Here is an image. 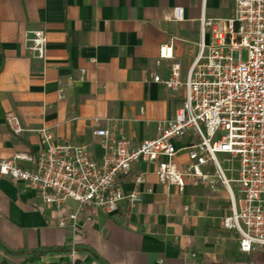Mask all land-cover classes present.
I'll list each match as a JSON object with an SVG mask.
<instances>
[{"label":"crops","instance_id":"0c3cea01","mask_svg":"<svg viewBox=\"0 0 264 264\" xmlns=\"http://www.w3.org/2000/svg\"><path fill=\"white\" fill-rule=\"evenodd\" d=\"M176 6L184 8V19L165 20ZM233 12L234 0H0V157L36 154L43 127L57 142L87 146L96 159L105 149L94 131L111 120L118 121L111 138L124 134L139 143L158 136L185 99L184 88L153 80L154 73L167 77L173 62H158L160 45L174 41V60L185 74L198 52L202 16ZM38 30L46 37L42 55L30 48ZM9 110L20 116L23 132L8 127ZM197 139L189 131L175 143L181 148ZM187 160L185 150L175 158L181 166ZM139 174L142 183L135 181ZM122 185L143 191L142 201L126 199L112 213L91 207V220L82 215L73 230L58 226L52 208L40 211L33 189L0 175V264H73V247L77 264H264V247L243 252L237 232L218 227L226 208L215 193L223 185L209 195L203 182L180 191L159 182L147 162L136 163ZM46 248L54 251L29 254Z\"/></svg>","mask_w":264,"mask_h":264},{"label":"built area","instance_id":"2783aa9c","mask_svg":"<svg viewBox=\"0 0 264 264\" xmlns=\"http://www.w3.org/2000/svg\"><path fill=\"white\" fill-rule=\"evenodd\" d=\"M184 16V8L176 6L164 18L181 21ZM200 25L198 52L185 74L181 62L174 60V41L159 47L158 62H173L167 77L154 73L153 80L169 89L184 88L185 99L159 126L158 136L139 143L124 134L111 138L118 130V121L111 120L109 128L94 131L103 137L105 149L101 159H96L87 146L57 142L53 131L43 127L42 147L36 154L16 152L0 157V175L33 189L41 199L40 211L52 208L58 226L77 230L82 215L91 220L87 213L91 207L112 213L126 199L132 205L140 203L143 191H126L122 179L132 174L136 163L147 162L159 182L180 191L197 182L213 190L223 185L229 192L223 227L237 232L243 252L264 247V0H234L231 16L203 15ZM30 40L34 43L30 48L42 55L43 31H35ZM5 121L16 134L25 130L14 110L6 112ZM189 131L196 133L197 141L178 147L175 139ZM182 150L188 160L181 166L175 158ZM221 153L233 165V177L227 175ZM22 161L32 166H24ZM135 181L144 182V175H137ZM77 253L75 247L69 251L73 264H77Z\"/></svg>","mask_w":264,"mask_h":264},{"label":"rangeland","instance_id":"374dc122","mask_svg":"<svg viewBox=\"0 0 264 264\" xmlns=\"http://www.w3.org/2000/svg\"><path fill=\"white\" fill-rule=\"evenodd\" d=\"M242 56H243V58L245 59L246 58V56H247V50L246 49H244L243 50V52H242ZM225 155H223V156H221V157H224ZM223 162H224V168H226L228 171H226V173H227V175L229 176V177H233V172L230 170V167H232L231 166V164H230V162H228V159L227 158H225V159H223ZM210 187V186H209ZM211 190H213L211 187H210V189L209 188H207V190L205 191V193H206V195H209V192L211 191ZM216 194V196H218L220 199L222 198V200H225V202L223 203V205L221 206V209L222 208H226V213H223V212H221L220 214H219V216H218V227L220 226V227H222L223 226V224H222V217H223V215H225V214H227L228 212H229V204H228V201H227V199L225 198V195L227 194L226 193V191L223 189V187H222V190L220 191V192H218V193H215ZM222 194V196H220ZM211 195V194H210ZM224 196V197H223ZM225 198V199H224ZM221 209H219V211H221ZM233 236L235 237V238H237V234L236 233H233Z\"/></svg>","mask_w":264,"mask_h":264},{"label":"trees","instance_id":"16d2710c","mask_svg":"<svg viewBox=\"0 0 264 264\" xmlns=\"http://www.w3.org/2000/svg\"><path fill=\"white\" fill-rule=\"evenodd\" d=\"M54 249H43V250H32L29 252V254L31 255H35V256H42V255H45L46 253H49V252H53Z\"/></svg>","mask_w":264,"mask_h":264}]
</instances>
